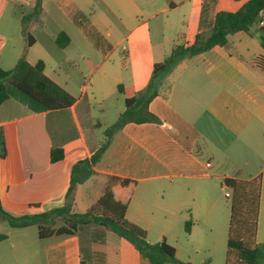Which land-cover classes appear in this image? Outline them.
Masks as SVG:
<instances>
[{"label":"crops","instance_id":"crops-1","mask_svg":"<svg viewBox=\"0 0 264 264\" xmlns=\"http://www.w3.org/2000/svg\"><path fill=\"white\" fill-rule=\"evenodd\" d=\"M36 1L7 0L8 8L0 10V69L12 70L23 54L31 65L42 61L44 75L75 103L50 111L6 87L8 98L0 105V206L13 217L62 207L73 165L105 140H96L101 123L95 114L120 116L124 101L145 91L155 64L174 48L191 46L196 35L208 34L217 13L236 12L248 0H40L39 14L22 21ZM259 19L250 35L236 33L224 47L185 57L155 81L146 111L158 122L126 123L110 136L92 166L94 176L72 195L74 210L85 212L101 196L107 177L134 181L125 220L143 229L149 244L172 246L179 261L203 264L207 260H194L190 252L199 236L216 235L215 183L242 170L261 179L255 243H264V71L256 64L264 57L258 32L264 11ZM61 32L69 39L65 48L55 43ZM53 149L64 158L52 163ZM215 167L224 173H206ZM29 228L5 234L0 264H151L101 226H80L73 237L47 240ZM5 245L9 252H3ZM224 264L239 263L225 254Z\"/></svg>","mask_w":264,"mask_h":264},{"label":"trees","instance_id":"trees-1","mask_svg":"<svg viewBox=\"0 0 264 264\" xmlns=\"http://www.w3.org/2000/svg\"><path fill=\"white\" fill-rule=\"evenodd\" d=\"M236 2L240 0H234ZM264 11V0H248L236 12H219L215 15L212 28L208 34H198L194 43L184 48H174L161 63L152 67L151 79L145 91L137 97L124 101L125 110L117 122L105 133V140L88 159L78 161L71 169L69 187L62 207L47 212L13 217L4 212L0 206V220L10 228L23 229L35 227L39 240L73 237L80 226L97 225L108 229L118 237L130 243L135 251L151 264H190L179 261L175 249L160 242L149 244L143 229L128 223L125 212L135 191L136 183L128 179L115 177L105 178V187L101 196L85 211L78 212L73 208L72 195L79 185L92 176V166L99 160L109 145L110 136L126 123H157L158 120L149 114L147 105L156 95L155 81L167 74L181 59L205 53L213 47H224L229 36L242 32L251 34V28L258 24L260 14ZM40 12V0L36 1L32 14L24 19L34 18ZM261 48L264 52V29L258 30ZM23 33L25 28L23 27ZM33 41L27 35V48ZM55 43L65 48L69 39L64 33L56 35ZM256 64L264 71V57L256 59ZM44 64L38 61L29 64L24 54L10 71L0 69V105L7 100L6 87L11 86L47 110L56 111L71 107L75 98L44 75ZM119 93H121L119 88ZM1 156L4 153V141L0 132ZM52 163L64 158V152L53 149L49 154ZM222 187L230 190L227 198L229 219L226 237V257L234 258L239 264H264V243H255L259 205L261 199V179L251 178L242 170H237L233 177L223 178ZM35 208L36 206H30ZM191 222L184 224V233H190ZM6 240L0 234V242ZM208 261L203 264H207ZM84 264V263H81Z\"/></svg>","mask_w":264,"mask_h":264},{"label":"rangeland","instance_id":"rangeland-1","mask_svg":"<svg viewBox=\"0 0 264 264\" xmlns=\"http://www.w3.org/2000/svg\"><path fill=\"white\" fill-rule=\"evenodd\" d=\"M8 8L7 0H0V10H6ZM255 28V27H254ZM102 35H105V32L102 31V27H100ZM95 122L100 120L101 127L95 129V137L98 141H103V138L105 137L106 131H108L118 120L119 116L118 114L110 113L107 110H105L104 115L95 114ZM202 161H205L206 158H201ZM220 161H222V158H218ZM206 162V161H205ZM204 162V163H205ZM214 164V163H213ZM212 171H207V174H215L218 175L219 170L216 169ZM229 172V170H227ZM227 173V172H225ZM219 174V175H220ZM216 189L212 192V197L214 200L218 202L219 210L217 214V221L218 226L214 228V231H216V235L214 238H207L202 239L200 236L192 243V250L190 252L192 259L199 260V259H205L207 261H211V264H224V257L226 254V232L228 227V201L227 198L230 196V190L224 188L223 191H220V188L222 187V180L220 179L217 181ZM263 196H264V182H263ZM264 201V200H263ZM82 210L84 208V205H80ZM35 227H30L28 230L31 231L33 234L35 233ZM10 227L8 224L0 220V234H7L10 233ZM212 239L215 240V242H212ZM3 252H9V248L7 245L3 247ZM20 250V249H19ZM20 252V251H19ZM182 257H187L188 250H183L181 252ZM180 254V255H181Z\"/></svg>","mask_w":264,"mask_h":264},{"label":"built area","instance_id":"built-area-1","mask_svg":"<svg viewBox=\"0 0 264 264\" xmlns=\"http://www.w3.org/2000/svg\"><path fill=\"white\" fill-rule=\"evenodd\" d=\"M206 167H209V164H206Z\"/></svg>","mask_w":264,"mask_h":264}]
</instances>
